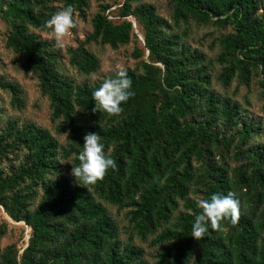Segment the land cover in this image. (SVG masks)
Instances as JSON below:
<instances>
[{
	"label": "trees",
	"instance_id": "1",
	"mask_svg": "<svg viewBox=\"0 0 264 264\" xmlns=\"http://www.w3.org/2000/svg\"><path fill=\"white\" fill-rule=\"evenodd\" d=\"M169 2L170 20L141 0H122L118 18H109V5L100 4L91 32L67 49L69 64L90 75L100 63L87 43L128 44L138 37L129 16L141 27L143 47L132 53L139 64L122 69L134 95L119 116H110L93 111V91L116 71L77 83L60 69V50L34 32L52 31L46 22L69 6L73 19L84 17L90 0H0L5 46L37 78L56 132L67 137L59 145L48 129L11 119L0 128V206L31 229L20 253L15 245L4 247L0 264H148L140 246L120 242L108 206L127 209L132 232L152 238L156 264H264V144L254 140L264 131L238 102L211 87L212 61L206 64L184 43L186 29H173L189 21L229 27L219 38L217 81L228 86L237 78L248 85L255 74L264 87V0ZM0 89L13 107L24 106L18 83L0 76ZM88 133L102 137L116 166L84 185L72 165ZM61 160L72 164L69 178L61 174ZM228 192L241 202L236 223L224 221L221 230L193 238L199 201ZM5 232L0 223V237Z\"/></svg>",
	"mask_w": 264,
	"mask_h": 264
},
{
	"label": "rangeland",
	"instance_id": "2",
	"mask_svg": "<svg viewBox=\"0 0 264 264\" xmlns=\"http://www.w3.org/2000/svg\"><path fill=\"white\" fill-rule=\"evenodd\" d=\"M142 2L152 3L156 6L157 11L171 19L170 0H141ZM122 0H90L89 8L85 12L84 17L78 15L74 16L76 27L69 31L64 37V47H58L53 30L49 32H34L40 39H47L51 41L54 46L60 50L62 58L59 63L60 69L71 77L75 82L93 83L94 81L102 78L105 74L111 71L122 70L126 68H135L138 66L140 59L132 56L136 48L141 49L142 31L141 27L133 20V32L137 34V38L132 37L131 41L118 48H112L109 45H101L99 43L89 42L86 48L89 49L99 59L100 67L96 73L85 75L80 73L75 67L69 64L67 49L76 47L82 42L87 34L91 32V18L99 10L100 4L109 5L106 13L109 18H118V7L121 5ZM174 31L182 32L183 29L187 30L183 36L184 43L189 45L191 49H197L205 57V63L209 60L211 64L207 66L209 75L211 76V87L219 93L231 97L234 101L238 102L243 111L253 116L260 122L261 130L264 131V87L261 86L258 75H253L252 80L248 85L239 82V79H234L228 86L221 85L217 81V75L220 72L221 66L215 62V56L219 52V38L222 34L230 31V28H221L213 24H197L194 21L188 23L180 22L178 26H174ZM7 33L6 23L0 17V76L18 83L24 91L25 104L22 108H15L10 103V95L0 89V128L4 126L8 119L16 121L18 124L34 123L40 125L50 131L56 138L59 145H64L67 142L66 132L57 133L55 130L56 123L51 118V109L49 100L46 96L42 95L37 78L32 74L23 71L18 62L17 55L5 46V36ZM147 57L145 51L144 59ZM258 143L264 144V133H259L254 137ZM61 174L69 178L71 170L68 169L70 160H61ZM234 164L233 162H230ZM181 204L179 205V209ZM109 213L114 218L119 229V240L122 244L131 242L140 246L144 251V258L148 264H156L155 253L158 246L150 244L151 237L141 239L132 232L131 225L127 217V209L119 210L114 206H108ZM0 223L5 224L6 232L0 237V252L8 245H15L19 249V253L28 243V238L31 235L30 227H27L24 222L13 221L0 206Z\"/></svg>",
	"mask_w": 264,
	"mask_h": 264
},
{
	"label": "clouds",
	"instance_id": "3",
	"mask_svg": "<svg viewBox=\"0 0 264 264\" xmlns=\"http://www.w3.org/2000/svg\"><path fill=\"white\" fill-rule=\"evenodd\" d=\"M55 35L58 47H64V37L76 27L73 19V9L69 6L54 14L47 22ZM132 80L125 70L116 71L114 76L104 79L99 88L93 91L95 101L94 112L103 111L110 116H119L126 103L132 96ZM78 165H72V175L77 183L84 185L95 184L102 180L109 169L115 168V160L105 151L102 137L97 133L84 136L83 150L78 156ZM201 212L195 216L192 225V237L200 240L209 229L221 230L224 221L235 224L241 211V202L234 192L226 195L213 194L209 200L198 203Z\"/></svg>",
	"mask_w": 264,
	"mask_h": 264
}]
</instances>
